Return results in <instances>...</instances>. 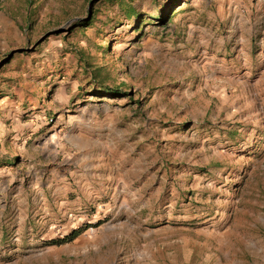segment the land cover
<instances>
[{
	"label": "rangeland",
	"instance_id": "1",
	"mask_svg": "<svg viewBox=\"0 0 264 264\" xmlns=\"http://www.w3.org/2000/svg\"><path fill=\"white\" fill-rule=\"evenodd\" d=\"M0 264H264V0H0Z\"/></svg>",
	"mask_w": 264,
	"mask_h": 264
},
{
	"label": "trees",
	"instance_id": "2",
	"mask_svg": "<svg viewBox=\"0 0 264 264\" xmlns=\"http://www.w3.org/2000/svg\"><path fill=\"white\" fill-rule=\"evenodd\" d=\"M101 93H106V94H112V93H116L118 92V88H115V87H103L102 89H100ZM78 233V230H73V232H71V234L69 236H66L64 238H61L59 240H57L56 242H65V241H69L71 240L73 237H75Z\"/></svg>",
	"mask_w": 264,
	"mask_h": 264
}]
</instances>
